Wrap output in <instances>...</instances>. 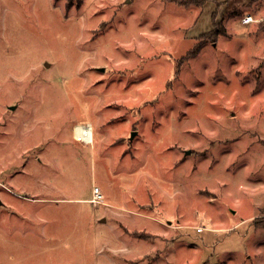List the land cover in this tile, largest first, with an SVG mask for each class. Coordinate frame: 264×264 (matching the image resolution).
I'll return each instance as SVG.
<instances>
[{
    "label": "rangeland",
    "instance_id": "374dc122",
    "mask_svg": "<svg viewBox=\"0 0 264 264\" xmlns=\"http://www.w3.org/2000/svg\"><path fill=\"white\" fill-rule=\"evenodd\" d=\"M216 2L0 0V264H264V0Z\"/></svg>",
    "mask_w": 264,
    "mask_h": 264
},
{
    "label": "built area",
    "instance_id": "2783aa9c",
    "mask_svg": "<svg viewBox=\"0 0 264 264\" xmlns=\"http://www.w3.org/2000/svg\"><path fill=\"white\" fill-rule=\"evenodd\" d=\"M252 21H255V19L252 17L251 14H246L241 19V22L244 23V24L252 22ZM73 130H74V133H75V127H73ZM92 193H93V197L91 199L92 201H97V202L102 201L103 194H102V192L100 191V189H99V187L97 185L93 186Z\"/></svg>",
    "mask_w": 264,
    "mask_h": 264
},
{
    "label": "bare ground",
    "instance_id": "6f19581e",
    "mask_svg": "<svg viewBox=\"0 0 264 264\" xmlns=\"http://www.w3.org/2000/svg\"><path fill=\"white\" fill-rule=\"evenodd\" d=\"M27 12V11H26ZM28 13V12H27ZM82 139L85 142H91L92 139V128L91 126H85L82 130ZM18 261V260H17ZM16 261V262H17ZM14 263V262H13Z\"/></svg>",
    "mask_w": 264,
    "mask_h": 264
},
{
    "label": "trees",
    "instance_id": "16d2710c",
    "mask_svg": "<svg viewBox=\"0 0 264 264\" xmlns=\"http://www.w3.org/2000/svg\"><path fill=\"white\" fill-rule=\"evenodd\" d=\"M171 1H174V2H176V3H182L183 5L184 4H196V5H199V4H203L204 3V1L203 2H201V1H199V0H171ZM212 17H213V20H214V15L212 14ZM218 30L217 29H215L214 30V32H213V34L215 35V34H218ZM194 51V50H193Z\"/></svg>",
    "mask_w": 264,
    "mask_h": 264
},
{
    "label": "crops",
    "instance_id": "0c3cea01",
    "mask_svg": "<svg viewBox=\"0 0 264 264\" xmlns=\"http://www.w3.org/2000/svg\"><path fill=\"white\" fill-rule=\"evenodd\" d=\"M217 2H221V0H216ZM209 2H213L214 4L213 5H215V0H205V2L203 3V4H206V3H209ZM216 2V3H217ZM221 9L223 8V4H222V6L220 7ZM220 8H218V10L220 9ZM220 12H221V10H219ZM252 17H253V15H252ZM91 123V122H90ZM91 128L93 129V126H94V124H92L91 123ZM73 137H74V139H76V140H80L81 142L83 141V140H81L80 138H78V137H76L75 135H74V130H73ZM79 141V142H80ZM95 141V139L93 138V135H92V139H91V142H85V141H83L84 143H93Z\"/></svg>",
    "mask_w": 264,
    "mask_h": 264
}]
</instances>
